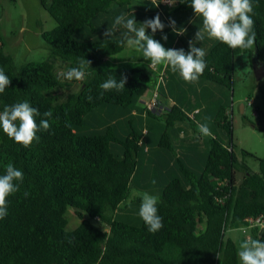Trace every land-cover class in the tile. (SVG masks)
<instances>
[{
  "label": "trees",
  "instance_id": "obj_1",
  "mask_svg": "<svg viewBox=\"0 0 264 264\" xmlns=\"http://www.w3.org/2000/svg\"><path fill=\"white\" fill-rule=\"evenodd\" d=\"M37 1L54 22L52 29L40 34L49 56L17 67L0 42V68L11 79L0 94V111L28 101L40 112L37 123L49 119L51 127L37 133L39 143L27 149L0 129V175L5 174L9 162L24 173L20 190L7 199L8 215L0 220V264H241L234 242L224 234L245 219L264 218V158L240 150L241 161L237 160L227 118L230 107L224 110L220 106L213 119L225 140L216 134L208 138L200 169L189 167L170 147L163 131L174 123L197 124V111L187 117L171 105L162 116L157 114L165 67L158 71L146 65L121 70L100 68L125 47L120 37L91 38L89 34L97 33L100 14L113 13L117 0ZM190 3L181 0L173 13L190 14ZM252 3L253 48L231 49L216 41L206 50L207 67L200 77L204 81L230 91L234 58L241 54H246L249 64L252 57L264 68V0ZM105 25L108 27V22ZM184 50L187 53L189 47ZM82 59L90 61L83 81H68L58 74V69L65 73L78 67ZM148 69L156 72L153 80ZM160 72L156 108L144 110L141 100L150 93ZM110 77L118 81L126 77L125 89H101ZM73 84L77 86L74 91L59 93ZM258 91L264 110V87ZM102 105L113 108V113L129 107L127 114L132 119L140 116L164 121L158 146L167 151L174 171L159 186L157 208L163 227L156 233L148 231L139 215L130 219V212L139 213L133 203L140 199L126 203L133 175L140 167L148 168L142 154L143 161L139 158L146 132L139 124L134 130L131 121L125 122L130 131L123 134L108 125L90 135L76 132L86 123L88 113ZM246 105L250 106L248 100ZM49 110L52 117H44ZM245 158L255 160V173L245 165ZM67 210L79 220L72 230L65 229ZM248 233L249 238L264 242V231L251 227Z\"/></svg>",
  "mask_w": 264,
  "mask_h": 264
},
{
  "label": "clouds",
  "instance_id": "obj_2",
  "mask_svg": "<svg viewBox=\"0 0 264 264\" xmlns=\"http://www.w3.org/2000/svg\"><path fill=\"white\" fill-rule=\"evenodd\" d=\"M174 3L175 0H168ZM191 8L197 17L202 18V27L195 33V39L189 41V51L183 49L165 48L160 41L147 34L151 29L152 34L158 30L163 31L165 24L157 14L154 18L137 23L134 16L129 18L127 13L122 12L116 16L111 26L105 31L107 38H113L117 29H123L120 35V43H127L142 50L143 57L149 61V66L155 68L163 65L170 68L172 73H179L186 83H198L207 67L205 57L206 50L197 47L196 43H202L205 38L215 39L231 49L247 50L255 44L254 31V8L252 0H191ZM175 25V21H170ZM175 30V29H174ZM186 29H180L177 34H183ZM165 41L167 36L162 37ZM90 67V61L82 59L78 67L70 68L63 73L66 80L83 81L86 77V69ZM11 84V79L0 68V94L4 93ZM126 77L119 81L110 77L100 85L104 91L125 89ZM103 95V93H101ZM91 96L88 100L91 101ZM51 110L43 113L44 117L51 118ZM40 112L28 101L6 106L0 111V129L15 143L27 149L34 143H39L37 135L41 130L48 131L51 127L49 119H41L37 123ZM207 119V118H206ZM197 127L203 137L214 138L207 122H197ZM24 173L17 169L11 162L6 165L5 174L0 175V220L8 215L7 199L20 190L23 183ZM29 193L24 192L27 197ZM158 197L144 193L139 207V217L143 220L151 233H156L163 227L162 217L158 214ZM241 264H264V242L259 239L248 238L240 244L238 252Z\"/></svg>",
  "mask_w": 264,
  "mask_h": 264
},
{
  "label": "rangeland",
  "instance_id": "obj_3",
  "mask_svg": "<svg viewBox=\"0 0 264 264\" xmlns=\"http://www.w3.org/2000/svg\"><path fill=\"white\" fill-rule=\"evenodd\" d=\"M37 20V31H49L54 27V22L47 15V13L40 7L37 0H0V42L2 45V50L4 53L12 58L15 66L19 67L26 62H41L47 59L49 56V48L40 40L31 41L27 39V32L24 33V29L30 30L33 28L32 20ZM22 27L23 30L20 32L19 28ZM152 35L154 39L160 41L165 48H169L171 45V40L167 38L165 41L162 35ZM139 49L135 46H129L125 43V47L119 53L108 57L105 62L100 64L102 70L106 69H129L133 64L144 65V62L133 63V58L138 54ZM144 59V58H143ZM144 61H147L144 59ZM251 62V61H250ZM63 70L58 69V74H63ZM69 84V83H68ZM76 84L71 85L64 90L59 91L60 94L64 95L69 91H74L76 89ZM264 87V78L259 81H255L251 65L248 62L246 54L239 55L234 60V76L233 85L231 90L225 89V104L220 96L211 94L209 97H204L203 99L207 103V108H216L215 103H219L220 106L230 107L232 114L227 118L231 123V138L234 144L233 153L238 161H241V156L239 151L244 150L252 154L256 158H264V110L260 104V96L258 88ZM250 102V106L246 105V101ZM239 106L244 108L243 113L239 111ZM109 106H100L96 110L88 113L86 123L81 125L76 129L78 134L90 135L99 129H102L105 125L111 126L114 130L119 133L129 132V128L125 122L131 121L134 130L138 128V120L132 119L128 116V109H121L119 112L114 113L110 111ZM220 108V107H218ZM218 110H216L217 113ZM124 115L123 117H121ZM206 115V112L202 113V117ZM93 118V120L90 118ZM123 121L125 127H123ZM150 121V122H148ZM146 129L153 130V121L148 120ZM158 124L162 126V131L164 130V121L158 119ZM205 123V119L202 118L198 122ZM94 125L96 126H93ZM96 123V124H95ZM191 124V123H190ZM253 125L254 127H252ZM194 126L197 127V124ZM198 128V127H197ZM139 129V128H138ZM212 132L216 134L221 140H225L226 135L220 129L215 126L211 127ZM156 130L152 131L154 133ZM199 132V130H196ZM165 135H168V129L163 131ZM141 153L139 154V158ZM143 161V160H142ZM245 165L250 171L256 172L257 165L254 159L245 158ZM186 167V166H185ZM192 167V166H189ZM201 166H199L200 169ZM188 168V167H187ZM190 169V168H189ZM140 178L137 173L134 179ZM157 189V190H156ZM156 190V191H155ZM159 191L158 188L143 189L142 187L135 188L130 183V197L126 203L133 201L134 198L140 199L139 202H134L133 206L139 210L141 199L144 193H149L151 195L157 196ZM66 219V230L74 229L79 220L73 215L70 210H67L65 214ZM137 218L138 213L130 212V219ZM133 222L132 220H129ZM247 222H242L239 225L229 228L225 231L224 238L231 239L238 252L240 250V244L249 238Z\"/></svg>",
  "mask_w": 264,
  "mask_h": 264
},
{
  "label": "crops",
  "instance_id": "obj_4",
  "mask_svg": "<svg viewBox=\"0 0 264 264\" xmlns=\"http://www.w3.org/2000/svg\"><path fill=\"white\" fill-rule=\"evenodd\" d=\"M161 1L164 0H117V3L114 4L115 9L113 13L111 12L112 15L111 13H109L108 16L102 15V13L100 14L98 20L99 28L97 29V33L90 32V37L102 38L105 31L113 23L115 17L120 15L122 12L127 13L129 18L134 16L138 24L143 23L145 20L152 19L158 14L161 21L165 24V27L162 32L158 30L154 35H166L167 38L171 40V45L169 48L183 50L188 48L189 41H193L195 39V33L199 30V28L202 27V18L197 17L194 11H192L190 14H187V12L173 13L174 6L181 0H175L174 3L169 4H162ZM126 8L128 9L127 12H125ZM173 20L175 21L174 28L172 25H170V21ZM105 22H108V27L105 25ZM32 24L33 28L30 30H23L22 27H20L19 30L20 32L23 30L24 33H28L26 35L27 39H31V41H38L42 32L36 30L37 20H32ZM180 29H186V31L183 34L178 35L177 31ZM122 31L124 30L117 29L115 36L120 37ZM146 32L147 34H152L151 29H147ZM216 41L217 40L215 39H209L206 37L201 44L196 43V46L203 47L205 50H207L209 47L215 44ZM143 58L142 50H139L138 54L133 58L132 61L133 63L144 62V65H146L147 68H150V62L144 61ZM163 67L165 66L158 65L154 71H158ZM165 70L166 77L164 85L160 88L159 96L161 110H159L157 114L162 116L165 109L171 105L177 106L180 110L187 114V117L191 112L197 111L194 114V121L198 122L204 118L209 124L210 130L212 131L211 127L214 126L213 119L215 118L216 110H218V107H220V102L215 103L216 108L214 105L211 110L207 108V103L203 98L214 94L216 96H220L223 99L222 104H225V89L223 87L212 85L201 78H199L198 83H186L180 77L179 73H172L170 68L166 67ZM149 72L151 74V79L153 80L156 72H153L152 70H149ZM227 107L224 106V110ZM107 109H110L111 113L114 111L113 108ZM243 110L244 108L239 106V111L241 113H243ZM204 112H206V115L202 117V113ZM231 114L232 110L230 103V111L227 115L231 117ZM161 116H159V118H161ZM139 117V120L137 119L139 128L142 129V132H146L143 134V149L141 154L144 157L145 162L148 164V168L142 169L140 167V170L137 171V173L139 172L138 174L140 175V178L135 180L134 177L137 173L134 174L132 178V184L133 186L142 187L143 189L155 187L158 188L160 185L164 184L165 181L173 174L174 168L172 165V159L164 148L158 146V142L162 134V126L160 123L158 124L157 120ZM148 120L153 121V130L149 131L145 128ZM201 123H203V121H201ZM154 130H156V133L152 132ZM196 130H198L196 126L187 122L174 123L170 128H168V141L170 142V147L177 152L176 154L181 157L188 166L199 169V166L203 164L205 159L207 140L209 137H203L200 132ZM165 144L167 145V143ZM153 173L154 177H152Z\"/></svg>",
  "mask_w": 264,
  "mask_h": 264
},
{
  "label": "built area",
  "instance_id": "obj_5",
  "mask_svg": "<svg viewBox=\"0 0 264 264\" xmlns=\"http://www.w3.org/2000/svg\"><path fill=\"white\" fill-rule=\"evenodd\" d=\"M162 4H169L168 0L161 1ZM151 68V67H150ZM154 69V68H151ZM162 82L161 72L157 76V81L150 93L143 97L141 102L143 104L144 110H153V108H156V98L158 96L157 89L158 85ZM244 222H247L248 227H256L259 232L264 231V218L263 217H257V218H248L245 219Z\"/></svg>",
  "mask_w": 264,
  "mask_h": 264
},
{
  "label": "water",
  "instance_id": "obj_6",
  "mask_svg": "<svg viewBox=\"0 0 264 264\" xmlns=\"http://www.w3.org/2000/svg\"><path fill=\"white\" fill-rule=\"evenodd\" d=\"M250 61H251L250 65H251V70H252L254 80L259 81L262 78H264V68H263L262 63H260L256 59H253L252 57H251Z\"/></svg>",
  "mask_w": 264,
  "mask_h": 264
}]
</instances>
